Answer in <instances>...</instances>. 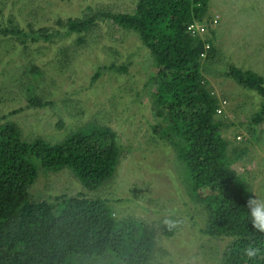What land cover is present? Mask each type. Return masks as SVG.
<instances>
[{"label":"rangeland","instance_id":"rangeland-1","mask_svg":"<svg viewBox=\"0 0 264 264\" xmlns=\"http://www.w3.org/2000/svg\"><path fill=\"white\" fill-rule=\"evenodd\" d=\"M136 3L0 0V24L26 29L49 26L64 32L58 19L86 18L101 11L132 12ZM199 22L207 26L204 37H215L216 54L205 60L204 76L214 93L227 100L220 115L226 123L223 135L230 151L247 149L233 168L243 173L253 196L264 198V120L251 123L264 97L225 73L229 64H235L264 77V0H210L208 19ZM94 23L84 34V43L70 36L23 47L11 34L0 37L2 123L11 120L25 139L38 137L50 143L93 124L108 126L118 133L122 146L115 175L97 190L87 189L71 169L64 168L41 170L34 193L43 199L83 192L107 200L117 219L133 217L154 226L158 246L150 264H223L229 239L204 234L207 212L184 192L181 164L171 146L154 132L162 118L156 117L150 99V88L156 84L146 83L155 71L151 54L136 32L102 16ZM112 65L126 66L127 71ZM33 67L41 71L36 78ZM97 71L100 75L95 76ZM32 93L48 104L27 108ZM15 109L21 110L9 114ZM165 225H173L172 236L163 234Z\"/></svg>","mask_w":264,"mask_h":264},{"label":"trees","instance_id":"trees-1","mask_svg":"<svg viewBox=\"0 0 264 264\" xmlns=\"http://www.w3.org/2000/svg\"><path fill=\"white\" fill-rule=\"evenodd\" d=\"M209 2L137 0L132 12L58 19L64 32L49 26L26 29L0 24V37L11 34L23 47L70 36L84 43V34L99 16L136 32L155 67L146 82L156 84L150 88V99L156 117L162 118L154 132L174 150L184 192L207 212L204 234L229 239L223 264H264V233L253 229L246 207L254 196L243 173L233 168L247 149L229 150L223 135L226 123L220 118L227 100L214 93L204 76L205 60L216 54L215 37L188 30L193 22L208 19ZM64 56L65 49V60ZM111 68L127 71L126 66ZM32 71L34 78L41 73L34 67ZM225 73L264 97L262 75L235 64H229ZM47 104L32 93L27 108ZM263 120L264 104L251 123ZM121 150L118 133L108 126L93 124L50 143L38 137L27 140L15 122L0 121V264H150L158 246L154 226L133 217L117 219L107 200L83 192L41 199L33 191L41 170L64 168L71 169L87 189L97 190L115 175ZM173 233V225H165L163 234ZM249 246L260 249L255 259L244 255Z\"/></svg>","mask_w":264,"mask_h":264},{"label":"clouds","instance_id":"clouds-1","mask_svg":"<svg viewBox=\"0 0 264 264\" xmlns=\"http://www.w3.org/2000/svg\"><path fill=\"white\" fill-rule=\"evenodd\" d=\"M246 207L253 229L260 233H264V198H260L255 194L254 198L248 200ZM259 254L260 249L257 247L249 246L244 249V255L249 260L255 259Z\"/></svg>","mask_w":264,"mask_h":264},{"label":"built area","instance_id":"built-area-1","mask_svg":"<svg viewBox=\"0 0 264 264\" xmlns=\"http://www.w3.org/2000/svg\"><path fill=\"white\" fill-rule=\"evenodd\" d=\"M213 22L215 23L216 20L214 19ZM204 23H201L199 21L193 22L191 25H189L188 30L193 34V35H200L203 36L205 33L207 26L203 25ZM209 48V45L207 44L205 46V49L207 50ZM206 51L202 53V57L206 56Z\"/></svg>","mask_w":264,"mask_h":264}]
</instances>
